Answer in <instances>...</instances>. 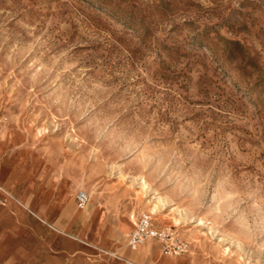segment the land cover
I'll return each mask as SVG.
<instances>
[{
  "label": "rangeland",
  "instance_id": "1",
  "mask_svg": "<svg viewBox=\"0 0 264 264\" xmlns=\"http://www.w3.org/2000/svg\"><path fill=\"white\" fill-rule=\"evenodd\" d=\"M0 141L74 210L96 196L264 264V0H0Z\"/></svg>",
  "mask_w": 264,
  "mask_h": 264
},
{
  "label": "crops",
  "instance_id": "2",
  "mask_svg": "<svg viewBox=\"0 0 264 264\" xmlns=\"http://www.w3.org/2000/svg\"><path fill=\"white\" fill-rule=\"evenodd\" d=\"M1 141L0 157L7 144ZM18 172L11 175L0 163V262L13 258L16 264H217L191 249L180 256L165 255L155 239L134 248L130 236L143 214L136 217L116 204L98 205L96 196L85 208L74 210L68 189L57 190L55 197V190L36 185V176Z\"/></svg>",
  "mask_w": 264,
  "mask_h": 264
},
{
  "label": "built area",
  "instance_id": "3",
  "mask_svg": "<svg viewBox=\"0 0 264 264\" xmlns=\"http://www.w3.org/2000/svg\"><path fill=\"white\" fill-rule=\"evenodd\" d=\"M80 205L88 202L85 192L80 191L77 195ZM155 239L161 243L162 251L168 256H180L188 252V244L181 240L177 232L171 227H158L153 215L143 214L135 224V229L130 236V244L136 248L138 245Z\"/></svg>",
  "mask_w": 264,
  "mask_h": 264
},
{
  "label": "clouds",
  "instance_id": "4",
  "mask_svg": "<svg viewBox=\"0 0 264 264\" xmlns=\"http://www.w3.org/2000/svg\"><path fill=\"white\" fill-rule=\"evenodd\" d=\"M180 163H182V161H179V160H177V161H171L170 160L168 162V165L178 166ZM214 184H215V178H213L211 181L205 180L203 183H201L199 185V188H198L199 194H201V195H207L210 192L212 194H214Z\"/></svg>",
  "mask_w": 264,
  "mask_h": 264
},
{
  "label": "bare ground",
  "instance_id": "5",
  "mask_svg": "<svg viewBox=\"0 0 264 264\" xmlns=\"http://www.w3.org/2000/svg\"><path fill=\"white\" fill-rule=\"evenodd\" d=\"M83 192H84V191H83ZM85 193H86V192H85ZM86 195H87V198H88V200H89L90 195H88L87 193H86ZM165 203H166V201H165L164 199L159 198V199H158V204L155 205V206L151 209V211H152L153 213H158L159 208L162 207V206H164ZM182 219H183V216H181L179 219L176 218V219H175V224L178 225V224L181 222Z\"/></svg>",
  "mask_w": 264,
  "mask_h": 264
}]
</instances>
